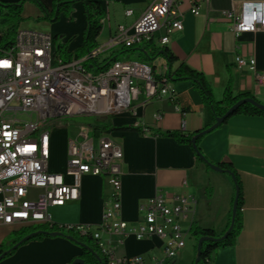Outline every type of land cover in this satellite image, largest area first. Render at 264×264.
<instances>
[{
    "label": "crops",
    "instance_id": "obj_1",
    "mask_svg": "<svg viewBox=\"0 0 264 264\" xmlns=\"http://www.w3.org/2000/svg\"><path fill=\"white\" fill-rule=\"evenodd\" d=\"M0 2L15 4L19 0ZM42 2L50 8L53 0ZM152 2L103 1L107 15L98 39L102 58L126 51L122 46L106 49V45L120 25L130 29ZM243 3H264V0H176L178 11L183 15V30L174 32L166 47L178 58L174 68L180 62L185 63L207 78L215 100L223 98L230 84L235 95L253 96L264 104V84L257 83L248 67L239 68L235 63L238 56L246 60L254 57L256 70L264 73V30L237 36L231 24L220 17V12L238 10ZM128 9L133 10L130 17L125 15ZM193 9L200 14L195 15ZM41 16V11L31 3L24 5L23 20ZM72 16L74 21L71 18L67 24L75 39L68 45V53L83 44L87 20L81 2L73 5ZM20 26L34 29L24 22ZM162 34L163 30H160L152 39L157 47H160L157 40ZM158 59L160 64L154 70L160 75L165 73L167 62L164 57ZM169 85L175 92L174 99L148 100L141 93L143 99L139 101L140 94L131 110L109 116L105 122H96L98 125H109V128L100 137H93L108 138L122 149L121 204L122 218L126 222L136 224L143 216L141 205L156 194H162L169 201L175 195H193L197 207L191 219H178L182 228L189 233L192 223H197L202 228H213L221 234L227 228L233 208L235 185L232 178L198 162L189 145L171 137L155 135L156 131L194 135L212 122L213 113L205 107L199 90L190 81H170ZM156 115H160V118ZM183 122L186 123L185 131H181ZM129 126L139 130H121ZM199 148L211 163L231 164L243 187L239 237L234 245L217 249L212 264H264V116L232 117L205 135L199 142ZM80 192L79 201L49 210L53 223L100 224L105 204L112 195L108 179L86 175L82 178ZM19 230L0 224V247L7 242L9 235ZM101 238L106 249L111 250L117 259L163 257V242L158 238L138 241L134 236L107 232L101 233ZM192 250L193 247L186 245L177 258L166 264H192L195 257ZM81 255L79 245L58 236L24 244L11 256L1 260L0 264H70Z\"/></svg>",
    "mask_w": 264,
    "mask_h": 264
},
{
    "label": "built area",
    "instance_id": "obj_2",
    "mask_svg": "<svg viewBox=\"0 0 264 264\" xmlns=\"http://www.w3.org/2000/svg\"><path fill=\"white\" fill-rule=\"evenodd\" d=\"M193 13L200 14L197 9ZM132 14L131 9L125 11L127 17ZM220 17L237 36L256 33L264 30V3H243L238 10L220 12ZM182 18L176 0H153L130 29L117 28L106 49H131L152 40L160 30L163 34L157 43L166 47L171 35L183 30ZM4 36L0 31V224L23 229L53 223L49 210L79 201L84 176H104L112 195L100 224L68 225V229L92 233L109 264H166L177 258L189 234L178 219L193 217L195 196L175 195L169 201L156 194L141 205L143 216L136 224L126 222L121 204L122 149L108 138L95 139L89 125L79 126L69 138L63 171H53L49 164L51 128L58 127V121L74 116L102 119L129 111L141 93L148 100L174 99L167 69L157 75L148 63L118 60L106 71L93 73L84 64L100 56L101 49L86 58L65 61L55 51V37L49 32L19 28L10 45ZM235 63L248 67L257 83L264 84V73L256 70L254 57L238 56ZM20 114L30 119L19 118ZM185 130L183 122L181 131ZM103 232L134 236L138 241L158 238L163 242V257L117 259L106 249Z\"/></svg>",
    "mask_w": 264,
    "mask_h": 264
},
{
    "label": "trees",
    "instance_id": "obj_3",
    "mask_svg": "<svg viewBox=\"0 0 264 264\" xmlns=\"http://www.w3.org/2000/svg\"><path fill=\"white\" fill-rule=\"evenodd\" d=\"M104 0H53L52 6L50 8L46 7L42 0H19L15 4H8L0 2V31L5 33L4 41L7 44H12L14 41V36L17 30L20 28L21 23L24 21L22 18L23 7L27 2H32L36 4L42 16L39 20L52 21L56 22L59 20V17L62 14L71 16L73 13V5L77 2H81L84 6V13L87 20V27L83 33V44L81 47L77 48L74 52L68 53L66 45H58L57 52L59 56L65 61H72L77 59H83L91 55L92 52L99 49L100 45L98 39L100 37L103 23L107 12L103 7ZM58 40V37H55V41ZM138 51L139 56L142 58L144 63H151L157 60L160 57H164L167 62V78L171 82H181V81H190L195 88H197L203 98L205 107L213 113L212 122L208 123L205 129L211 127L216 118L224 116L229 109H231L236 103L246 98L254 100L256 103L264 105L257 101L253 96L248 95H235L232 89V86L227 85L224 96L220 101L215 100L213 90L207 80V78L200 72L193 70L185 63H179L176 68L173 67L175 63L178 62V58L170 52L167 47H157L154 45L152 40L144 41L141 45L135 46L131 49H126L125 52ZM124 52L112 53L107 57L96 56L88 59L84 66L88 71L93 73L106 71L112 63L120 60L119 54ZM154 68V67H153ZM244 115V116H264V111L260 110L251 103H245L235 110V112L224 122L226 123L229 119L235 116ZM93 136L100 137L104 130L109 128V125L95 124L92 126ZM203 129V130H205ZM121 130L131 131L139 130L135 127L129 126L124 127ZM146 130V129H144ZM200 130L198 133H200ZM197 134V133H196ZM185 135L177 132H161L156 131L157 136L171 137L177 140L181 144L189 145L195 155L196 152L193 148L192 139L196 135ZM205 136V135H204ZM201 136L196 140V145L199 148V142L204 137ZM200 150V148H199ZM201 152V150H200ZM202 154V152H201ZM203 155V154H202ZM204 156V155H203ZM205 157V156H204ZM197 161L202 162L206 167L210 168L202 159L196 155ZM205 159H207L205 157ZM208 160V159H207ZM210 162V161H209ZM224 170H230L235 175L236 185L239 189V199L237 206V213L235 217V223L232 231L229 233L227 238H222L225 233L228 231L231 225L232 213L229 218V222L226 230L218 234L213 228H202L197 223H192L189 235L193 236L197 241L202 237L211 238L203 242L201 247V259L199 264H212L214 252L219 248H225L227 246L234 245L239 237V234L242 229V218L240 215V210L243 206V187L242 182L234 170L231 164L222 163L218 164ZM235 199V196H234ZM233 199V202H234ZM68 225H61L57 223H50L46 225L32 226L29 228L21 229L12 234L17 236L12 239V234L7 238V242L3 243L0 247V256L7 252L5 257L1 260L11 256L17 248L27 244L31 241L43 240L49 237H58L52 236L53 233L60 234V237L67 238L73 243L79 245L82 248V255L79 258L71 261L70 264H79L75 263L76 260H82L84 264H109L107 256L104 254L102 249L99 246V241L94 237L92 233L81 234L75 228L68 229ZM25 237H29L27 240L19 244ZM10 241V243H8ZM8 243V244H7ZM15 245H18L17 248H13ZM197 246L195 248V257L192 262L194 264ZM0 260V261H1Z\"/></svg>",
    "mask_w": 264,
    "mask_h": 264
},
{
    "label": "rangeland",
    "instance_id": "obj_4",
    "mask_svg": "<svg viewBox=\"0 0 264 264\" xmlns=\"http://www.w3.org/2000/svg\"><path fill=\"white\" fill-rule=\"evenodd\" d=\"M30 3V2H27ZM32 6L35 7L36 9H39V7L32 3ZM41 18V17H40ZM73 20V16H67L65 13L62 14L59 17V20L56 22L52 21H45V20H39L37 19H26L23 22L27 26H32V28L41 30V31H47L50 33H53L55 37H58V40L55 41L54 48L55 51L57 52L58 45H68L72 40L75 39V34L73 35L70 33L71 29L68 26L67 23L69 21ZM40 24V25H39ZM20 28H22L20 26ZM75 51V50H74ZM58 53V52H57ZM119 59L120 60H131V61H137V62H142V58L139 56L138 51H131V52H124L119 54ZM151 66H159L160 61L159 59L155 60L154 62L149 63ZM143 99V94H141L139 101ZM133 104H135L133 102ZM132 104V105H133ZM19 118L22 119H30V117L27 114H20L18 115ZM35 117V116H34ZM108 118H102V119H95L94 116H74V117H67L64 118L60 121H58L59 126L58 127H53L51 128V146H50V156H49V164H50V169L53 171H61L66 165L67 162V140L71 137H74L77 132H78V127L81 125H89L93 126L96 124V122H105ZM24 229V228H23ZM21 230V229H20ZM13 235V234H12ZM14 237H17L15 235L12 236V239ZM187 247H193V254L195 255V248L197 246V241L193 236H187L185 239ZM179 264V263H177Z\"/></svg>",
    "mask_w": 264,
    "mask_h": 264
},
{
    "label": "water",
    "instance_id": "obj_5",
    "mask_svg": "<svg viewBox=\"0 0 264 264\" xmlns=\"http://www.w3.org/2000/svg\"><path fill=\"white\" fill-rule=\"evenodd\" d=\"M245 103H251L254 106H256L257 108H259L260 110L264 111V105L258 104V103H256L254 100H252L250 98H246V99L241 100L238 103H236L231 109L228 110V112L224 116L216 118L215 123L211 127L201 131L200 133L197 132V134L192 139V144H193V148H194V150L196 152V155L200 159H202L213 171H216L218 173H226V174H228L232 178V181H233V183L235 185V199H234L233 208H232L231 225H230L228 231L225 233V235L222 238H227L229 233L232 231V229L234 227L235 217H236V213H237L238 199H239V189H238V187L236 185V179H235V175L233 174V172H231L230 170H224L219 165H215V164L209 162L207 159H205V157L201 154L199 148L196 145V140L199 137L207 135V134L213 132L215 129H217L220 125H222L235 112V110L237 108H239L241 105H243ZM59 235L60 234H58V233H53L52 234V236H59ZM28 238L29 237H25L19 244H21L23 241L27 240ZM208 240H212V239L211 238H207V237H202V238L199 239L198 246H197V254H196V258H195L194 264H199L200 259H201V247H202V244H203V242H206ZM17 246L18 245H15L13 248L15 249V248H17ZM6 253L7 252L3 253L0 256V260L5 257ZM75 263L84 264V262L82 260H76Z\"/></svg>",
    "mask_w": 264,
    "mask_h": 264
}]
</instances>
